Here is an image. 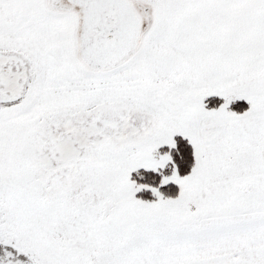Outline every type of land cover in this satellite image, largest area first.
Instances as JSON below:
<instances>
[{"label":"snow or ice","instance_id":"6c2138e0","mask_svg":"<svg viewBox=\"0 0 264 264\" xmlns=\"http://www.w3.org/2000/svg\"><path fill=\"white\" fill-rule=\"evenodd\" d=\"M0 264H264V0H0Z\"/></svg>","mask_w":264,"mask_h":264}]
</instances>
